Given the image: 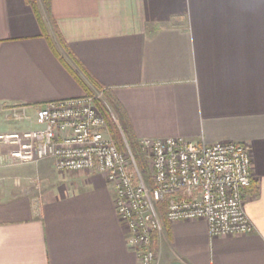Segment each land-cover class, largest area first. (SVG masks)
Wrapping results in <instances>:
<instances>
[{"label": "crops", "instance_id": "obj_1", "mask_svg": "<svg viewBox=\"0 0 264 264\" xmlns=\"http://www.w3.org/2000/svg\"><path fill=\"white\" fill-rule=\"evenodd\" d=\"M0 0V132L93 93L124 109L136 138L238 142L251 158L253 229L210 236L202 219L162 221L156 264H264V0ZM69 55H68V53ZM24 109L28 121L11 117ZM0 145V264H138L97 171L20 163Z\"/></svg>", "mask_w": 264, "mask_h": 264}, {"label": "built area", "instance_id": "obj_2", "mask_svg": "<svg viewBox=\"0 0 264 264\" xmlns=\"http://www.w3.org/2000/svg\"><path fill=\"white\" fill-rule=\"evenodd\" d=\"M98 95H81L46 102L35 109V128L0 132L8 159L37 163L51 158L59 172L97 171L112 186L114 208L126 229V244L138 264H156L152 236L161 232L157 204L170 195L165 207L169 222L202 219L210 236L240 235L253 224L245 209V190L251 184L248 147L238 142L190 141L168 136L139 139L150 183L126 151H119L96 107ZM11 117L29 120L24 109Z\"/></svg>", "mask_w": 264, "mask_h": 264}, {"label": "trees", "instance_id": "obj_3", "mask_svg": "<svg viewBox=\"0 0 264 264\" xmlns=\"http://www.w3.org/2000/svg\"><path fill=\"white\" fill-rule=\"evenodd\" d=\"M30 3L32 9L34 10L36 17L42 23V18L38 11L37 0H26ZM46 8L49 7L50 0H40ZM43 28V23H42ZM68 53V52H67ZM69 55V53H68ZM74 77L80 83L85 91V95H93L94 93L84 85L82 80L76 75L75 71L72 70ZM92 86L99 93V96L94 99V103L102 116L105 119L107 132L109 136L115 142L119 151H126L125 144L121 135L120 130L126 140V143L134 157L135 163L138 167L139 172L143 175L146 182L150 183L149 174L147 170V164L145 157L141 154L139 149V139L136 138L131 129L130 123L127 119V115L121 105L112 97L106 90H104L97 82H92ZM171 196H165L161 202L157 204L158 210L161 215L162 221L165 220V207ZM154 235L152 236L153 243Z\"/></svg>", "mask_w": 264, "mask_h": 264}, {"label": "rangeland", "instance_id": "obj_4", "mask_svg": "<svg viewBox=\"0 0 264 264\" xmlns=\"http://www.w3.org/2000/svg\"><path fill=\"white\" fill-rule=\"evenodd\" d=\"M94 94L98 95V93L95 92V91H94ZM13 109L18 110L19 108H18V107H11V108L9 109V112H10V113L13 112ZM27 121H28V120H25V121H22V122H26V123H27ZM35 127H36V124H35ZM35 127H25V128H23V129H20V130L31 129V128H35ZM154 234H157V233H154ZM152 248H153L154 252H156V250H155L154 247H153V244H152Z\"/></svg>", "mask_w": 264, "mask_h": 264}]
</instances>
